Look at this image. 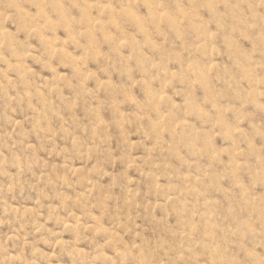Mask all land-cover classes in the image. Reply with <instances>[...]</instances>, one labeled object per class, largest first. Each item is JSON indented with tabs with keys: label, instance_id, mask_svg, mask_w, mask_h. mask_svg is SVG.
I'll return each instance as SVG.
<instances>
[{
	"label": "rangeland",
	"instance_id": "obj_1",
	"mask_svg": "<svg viewBox=\"0 0 264 264\" xmlns=\"http://www.w3.org/2000/svg\"><path fill=\"white\" fill-rule=\"evenodd\" d=\"M0 264H264V0H0Z\"/></svg>",
	"mask_w": 264,
	"mask_h": 264
}]
</instances>
